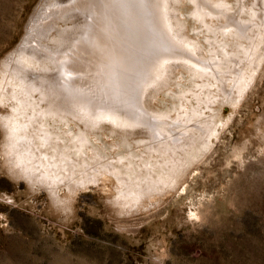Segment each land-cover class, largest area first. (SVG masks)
I'll return each mask as SVG.
<instances>
[{"label":"bare ground","instance_id":"bare-ground-1","mask_svg":"<svg viewBox=\"0 0 264 264\" xmlns=\"http://www.w3.org/2000/svg\"><path fill=\"white\" fill-rule=\"evenodd\" d=\"M105 5L95 8L104 24L96 32L92 28L88 47L74 44L82 24H68L79 18L67 8L61 12L64 24H54L57 16L50 18L52 26L36 24L46 43L22 47L7 62L0 103L9 108L0 121L9 163L30 182L56 196L63 184L75 193L107 175L116 181L115 203L129 207L172 188L218 136L221 107L241 99L262 64L264 0H154V26L137 10L128 16L142 40L131 39L136 51L127 45L122 53L132 51L124 55L126 72L93 79L105 95L70 81L62 86L57 75L82 65L73 62V54L93 51L98 43V52L108 54L107 30L114 32V43H122L126 17L117 16L118 8L107 12ZM117 45L112 58L120 63Z\"/></svg>","mask_w":264,"mask_h":264},{"label":"rangeland","instance_id":"rangeland-1","mask_svg":"<svg viewBox=\"0 0 264 264\" xmlns=\"http://www.w3.org/2000/svg\"><path fill=\"white\" fill-rule=\"evenodd\" d=\"M67 1L0 0V78L22 47L46 43L35 31L36 24L52 26L55 19L56 26L64 24V8L79 18L68 24L72 20L82 24L76 27L79 31L75 29L82 37L76 34V41L72 40L78 43L74 44L88 47L92 28L96 32L97 25L104 24L95 12L102 3L109 5L107 12L118 8L117 16L126 17V27L121 25L124 30L120 31L122 43H114V32L107 30L108 54L98 52L99 43L93 51L73 54V62L82 65L59 73L61 78L57 75L60 79L56 77V81L62 86L73 82L99 96L105 92L96 87V75L105 80L111 73L126 72L124 55L132 51L122 53L127 45L136 51L131 39L142 40L134 19L128 18L137 10L135 0H120L118 7L117 0H74L78 5ZM87 23L89 29H85ZM50 30L44 34L55 32ZM98 31L101 39L103 30ZM116 45L121 50L120 63L119 58H112ZM102 58L106 60L102 62ZM262 61L241 99L221 107L223 125L206 153L189 165L172 188L148 195L134 206L115 203L116 181L107 175L75 193L63 184L56 196L47 186L30 182L9 163L0 121V264H264V58ZM110 67L114 69L107 72ZM8 108L0 103V113Z\"/></svg>","mask_w":264,"mask_h":264},{"label":"water","instance_id":"water-1","mask_svg":"<svg viewBox=\"0 0 264 264\" xmlns=\"http://www.w3.org/2000/svg\"><path fill=\"white\" fill-rule=\"evenodd\" d=\"M134 7L139 11L147 22L151 25L155 24V11H154V0H144L143 3L135 0ZM148 17L147 18H145Z\"/></svg>","mask_w":264,"mask_h":264}]
</instances>
